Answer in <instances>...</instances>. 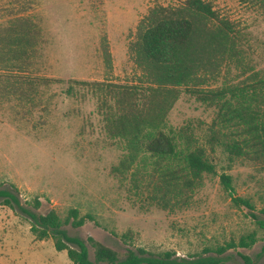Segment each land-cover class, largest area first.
Instances as JSON below:
<instances>
[{
  "label": "rangeland",
  "instance_id": "1",
  "mask_svg": "<svg viewBox=\"0 0 264 264\" xmlns=\"http://www.w3.org/2000/svg\"><path fill=\"white\" fill-rule=\"evenodd\" d=\"M206 1L234 24L240 40V56L229 60L210 86L247 81L253 72L264 76V11L240 0ZM181 2L0 0V29L17 17L29 18L39 29L36 52L25 63L0 61V183L18 201L10 207L0 198V264H72L65 251L54 249L51 239H34L26 213L54 209L64 216L69 208L92 215L96 223L67 226L68 236H90L120 256L131 244L193 259L203 249L237 239L254 227L248 211L234 208L222 190V173L231 176L236 195L249 198L255 214L263 217L264 166L242 158L230 163L219 149L212 154L216 175H206L185 205L161 209L151 199L146 178L135 182L129 172H113L124 154L123 144L104 133L91 92L78 86L74 95L65 92L69 80L135 82L140 71L128 45L137 23L154 5L176 7ZM103 38L111 54L110 69L102 61ZM212 117V110L182 94L167 124L189 126L204 144ZM35 198L38 209L32 207ZM127 232L130 238L124 242ZM237 253L261 264L264 241L227 251L226 264H242Z\"/></svg>",
  "mask_w": 264,
  "mask_h": 264
},
{
  "label": "trees",
  "instance_id": "2",
  "mask_svg": "<svg viewBox=\"0 0 264 264\" xmlns=\"http://www.w3.org/2000/svg\"><path fill=\"white\" fill-rule=\"evenodd\" d=\"M240 1L264 11V0ZM38 37L39 29L29 18L13 19L0 29V61L16 59L25 63L36 52ZM239 41L234 24L206 0H182L176 7L154 5L137 23L135 38L128 45L140 71L135 82H68V95H74V86L91 92L104 133L122 142L124 154L112 167L113 172L121 176L129 172L135 182L146 178L151 199L163 210L185 205L206 175H216L212 158L216 149L224 152L230 163L242 158L264 166V76L253 72L247 81L210 86L218 80L225 64L240 56ZM101 56L110 69L106 38ZM182 94L213 112L204 144L189 126L173 128L167 124L168 114ZM219 182L232 206L248 211L254 227L237 239L203 249L193 259L179 258L170 250L151 253L131 244L120 256L90 236L85 240L68 236L67 226L79 228L86 220L96 223L92 215H80L76 208H69L64 216L54 209L45 214L25 212L34 239H51L54 249L65 251L72 264H226L227 251L249 249L264 241V208L260 212L263 217L256 215L251 200L236 195L229 174H220ZM0 198L10 207L11 202L18 205L13 192L1 183ZM39 206L35 198L32 207ZM122 237L126 242L130 233ZM237 254L242 264H252L249 256Z\"/></svg>",
  "mask_w": 264,
  "mask_h": 264
}]
</instances>
